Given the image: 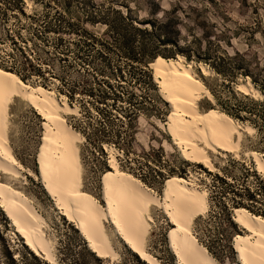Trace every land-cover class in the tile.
I'll return each mask as SVG.
<instances>
[{"label":"rangeland","instance_id":"374dc122","mask_svg":"<svg viewBox=\"0 0 264 264\" xmlns=\"http://www.w3.org/2000/svg\"><path fill=\"white\" fill-rule=\"evenodd\" d=\"M154 1L160 4L161 10H170L177 3L182 6L190 3L198 7L202 5V1L196 0ZM215 1L218 8L212 6L205 10V15L209 25L217 29L215 36H222L219 38L222 47L230 54L234 51L244 54L253 62L257 74L261 73L264 69V0ZM152 2L0 0V67L12 68L25 82H29L28 85L54 91L60 101L65 100L78 107L79 115H71L67 120L85 137L80 144L85 192L103 204V178L107 171L112 170L111 155L116 157L121 170L141 180L160 197H164L167 179L186 178L208 193L209 211L194 223V233L199 242L206 248L210 247L218 264H240L234 240L246 231L238 223L235 229L224 223L221 228L224 236L209 237L207 218L216 208L213 191L226 188L216 176L238 187L243 194L246 186L257 189V201L250 202L247 196L236 200L255 207L256 215L264 218V188L260 189L264 186V174L256 169L249 156L251 152L264 155V126L233 117L253 127L254 131L243 133L239 156L211 152L217 168L215 172L203 164L184 159L169 135L168 122L173 109L163 98L156 82L154 62L145 64L130 60L107 25L116 19L117 11L138 20L150 18ZM128 9L132 11L128 12ZM225 40L230 44L227 45ZM20 47L33 65L39 64L41 73L35 72L23 58L18 51ZM182 57L185 64L192 63L196 76L214 97L213 101L207 96L201 98L199 107L202 111L215 108L224 112L218 100L230 98L232 91L238 99L244 95L256 101L264 100V95L256 98L238 89L239 84L251 81L249 77L238 75L229 88L224 89L223 78L208 65ZM200 65L207 67L211 75H204ZM127 90L134 92V100L122 94ZM231 100L235 103L234 98ZM101 110L109 118L106 122L112 129L110 133L105 134L96 128L99 126L96 121L103 116ZM115 117L119 120L112 121ZM9 138L15 157L24 167L25 177L10 181L32 200L46 218L49 224L47 237L56 242V261L49 263L31 251L0 207V264H112L110 259H97L76 226L60 213L45 190L37 162L44 143V120L20 100L11 106ZM30 171L37 177L29 175ZM1 181H8L3 173ZM225 198L231 204L233 194H227ZM237 208L231 209L233 221ZM152 216L154 222L148 237V251L162 264H177L169 236L173 225L161 209H153ZM106 226L120 254L117 264H146L116 235L111 224Z\"/></svg>","mask_w":264,"mask_h":264},{"label":"bare ground","instance_id":"6f19581e","mask_svg":"<svg viewBox=\"0 0 264 264\" xmlns=\"http://www.w3.org/2000/svg\"><path fill=\"white\" fill-rule=\"evenodd\" d=\"M200 67L204 75L211 73L204 65ZM153 69L163 98L172 105L169 133L184 159L215 172L211 152L239 156L243 133H252L254 128L218 109L206 112L200 109L201 98L207 96L213 101L214 97L196 76L192 63L185 64L182 56L177 60L159 58ZM238 89L246 95L263 97L250 80L239 84ZM16 100L42 116L44 143L37 156L42 184L96 257L110 259L112 264L120 261L106 226L111 224L116 235L143 262L162 264L147 246L154 222L152 210L156 208L173 225L169 236L177 264H218L194 233L195 220L209 211L206 190L186 178L171 177L166 182L164 197H160L141 180L121 170L116 157L111 155L112 170L103 178L102 204L83 190L80 144L85 137L67 120L71 115H79L78 107L60 101L54 91L32 87L16 74L0 69V207L31 251L49 263L56 261V242L47 237L46 218L11 183L25 179L24 167L15 157L9 138L11 106ZM249 156L256 169L264 174V155L251 152ZM1 173L8 181H1ZM28 173L37 177L34 172ZM234 221L246 231L234 240L240 264H264V218L246 208H237Z\"/></svg>","mask_w":264,"mask_h":264},{"label":"trees","instance_id":"16d2710c","mask_svg":"<svg viewBox=\"0 0 264 264\" xmlns=\"http://www.w3.org/2000/svg\"><path fill=\"white\" fill-rule=\"evenodd\" d=\"M152 1L151 17L148 19L138 20V18L124 16L117 11L116 19L113 22H107L110 32L115 35L116 42L119 43L120 48L125 51L124 53L130 60L145 64L154 62V65L159 58L176 59L177 56H184L188 61L195 60L198 63L208 65L216 74L223 78L222 85L224 89L229 88L236 76L242 75L245 78L249 77L251 82L264 95V69L257 74L253 62L248 60L244 54L238 51L230 54L222 47L219 39L222 36H215L214 31L217 29H213V25H209L205 10L210 9L212 6L218 8L215 0H196L197 2L202 1L200 2L202 4L201 7L191 3L187 4V6L177 3L170 10H161L160 4L154 0ZM127 11L131 12L132 10L128 9ZM160 12H162V16L159 17ZM225 42L227 45L230 44L228 40H225ZM18 51L32 65L35 72L41 73V67L37 66L39 64L33 65L32 61L23 52V48H18ZM3 69L14 72L12 68ZM17 75L19 76V74ZM22 80L24 81L25 79ZM36 86L39 85L37 84ZM230 93V98L218 100L226 114L238 119L251 120L256 126H264V100L256 101L244 95L238 99L233 91ZM122 94L127 95L130 100L135 99L133 91L127 90L124 93L122 92ZM117 97L121 98V95L117 94ZM231 98L235 99V103L232 102ZM101 113L103 116L96 121V124H99L96 128L105 134L112 132V129L107 126V114L103 113V110H101ZM116 120L119 119L115 117L112 121ZM216 177L217 180H221L226 185V188H222L220 191H213V196L217 202L215 210L210 211V215L207 218V224L210 227L209 237L217 234L224 236L221 230L224 223L230 225L233 229L237 227V223L232 220L231 209L234 207L246 208L250 212L257 214L255 207L247 204L243 205L241 200H236L242 196H247L250 202L257 201V189L246 186L245 194H243L238 187L227 183L225 179L219 176ZM262 188L264 186H261L260 189ZM227 194H233L231 204L225 200ZM211 231L215 233L213 234ZM207 249L211 255H214L210 247L207 246ZM215 257L217 256L215 255ZM97 259L100 260V258Z\"/></svg>","mask_w":264,"mask_h":264},{"label":"built area","instance_id":"2783aa9c","mask_svg":"<svg viewBox=\"0 0 264 264\" xmlns=\"http://www.w3.org/2000/svg\"><path fill=\"white\" fill-rule=\"evenodd\" d=\"M28 57V56H27ZM37 66H39V65H37Z\"/></svg>","mask_w":264,"mask_h":264},{"label":"water","instance_id":"95a60500","mask_svg":"<svg viewBox=\"0 0 264 264\" xmlns=\"http://www.w3.org/2000/svg\"><path fill=\"white\" fill-rule=\"evenodd\" d=\"M233 219H234V216H233Z\"/></svg>","mask_w":264,"mask_h":264}]
</instances>
